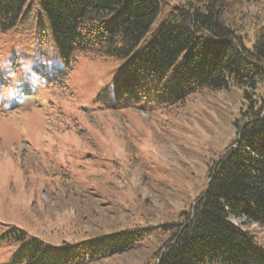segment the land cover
Returning a JSON list of instances; mask_svg holds the SVG:
<instances>
[{
	"label": "rangeland",
	"instance_id": "rangeland-1",
	"mask_svg": "<svg viewBox=\"0 0 264 264\" xmlns=\"http://www.w3.org/2000/svg\"><path fill=\"white\" fill-rule=\"evenodd\" d=\"M181 1L168 0L140 47ZM126 63L80 56L68 65L27 19L0 34V264H27L15 257L32 238L59 246L144 215L167 218L204 190L210 164L237 138V87L174 110L155 100L119 106L114 80Z\"/></svg>",
	"mask_w": 264,
	"mask_h": 264
},
{
	"label": "trees",
	"instance_id": "trees-1",
	"mask_svg": "<svg viewBox=\"0 0 264 264\" xmlns=\"http://www.w3.org/2000/svg\"><path fill=\"white\" fill-rule=\"evenodd\" d=\"M167 5L168 0H39L35 11L30 0H0V34L27 19L68 65L80 56L127 60L114 80L116 105L155 100L174 110L204 92L232 87L243 102L237 138L210 164L205 186L217 164L212 180L192 202L167 218H128L126 226L78 242L54 246L32 238L15 260L102 264L137 253L139 264H264V0L175 3L140 47ZM136 163L152 190L147 168Z\"/></svg>",
	"mask_w": 264,
	"mask_h": 264
},
{
	"label": "water",
	"instance_id": "water-1",
	"mask_svg": "<svg viewBox=\"0 0 264 264\" xmlns=\"http://www.w3.org/2000/svg\"><path fill=\"white\" fill-rule=\"evenodd\" d=\"M225 154H226V152H225L223 155H225ZM216 165H217V164H215V166H214V171H215V169H216ZM214 171H213L212 176L210 177V179H209V181H208V183H207L206 189L208 188V186H209V184H210V182H211V180H212V177H213Z\"/></svg>",
	"mask_w": 264,
	"mask_h": 264
}]
</instances>
